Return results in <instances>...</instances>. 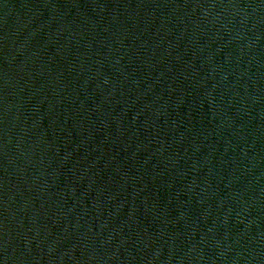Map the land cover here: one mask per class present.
Returning <instances> with one entry per match:
<instances>
[{
	"label": "water",
	"instance_id": "obj_1",
	"mask_svg": "<svg viewBox=\"0 0 264 264\" xmlns=\"http://www.w3.org/2000/svg\"><path fill=\"white\" fill-rule=\"evenodd\" d=\"M0 264H264V0H0Z\"/></svg>",
	"mask_w": 264,
	"mask_h": 264
}]
</instances>
